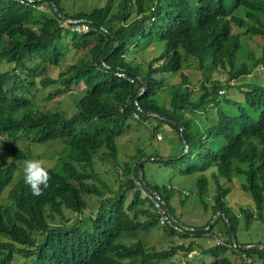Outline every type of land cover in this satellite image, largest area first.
Here are the masks:
<instances>
[{"label": "trees", "instance_id": "trees-1", "mask_svg": "<svg viewBox=\"0 0 264 264\" xmlns=\"http://www.w3.org/2000/svg\"><path fill=\"white\" fill-rule=\"evenodd\" d=\"M32 2L0 0V235L8 239L0 241V264H12L16 257L19 264H199L188 258L194 241L149 252L142 239L120 242L123 235L135 237L160 225L143 192L157 193L176 219L174 197L183 187L169 182L161 188L160 171L147 175L149 164L170 168L173 177H197L194 194L209 212L200 228H208L216 215L222 223L226 241L209 248V262L200 259V264H264L263 249L234 247L231 230L237 237L240 219L226 202L230 188L220 182L244 176L242 188L255 207L241 210L245 226L264 223V81L232 84L264 69V50L261 58L246 54L249 40L264 39V0H107L74 13L63 0ZM234 26L244 34H235ZM151 47L153 60L134 58ZM72 51L76 58L53 78L51 68ZM192 62L199 69L211 64L223 78L191 90L184 69ZM4 64L10 68L3 70ZM178 74L179 83L164 82V75ZM81 85L82 92H76ZM52 87L56 90L48 100L66 91L78 95L69 110L50 111L33 103L39 91ZM233 90L238 96L221 95ZM160 93L168 104L158 99ZM134 122L149 131L146 123L156 122L152 139L162 133L160 141L170 147L151 154L138 149L121 163L118 139ZM49 142H62L64 149L48 168V187L35 196L24 182V161ZM145 158L153 160L144 161L141 177ZM100 160L111 176L97 171ZM213 169L209 207L206 173ZM93 196L100 199L99 209L86 213V198ZM69 212L79 217L73 226ZM163 231L181 239L211 233ZM179 253L183 261L175 260ZM243 254L253 261L244 263Z\"/></svg>", "mask_w": 264, "mask_h": 264}, {"label": "rangeland", "instance_id": "rangeland-1", "mask_svg": "<svg viewBox=\"0 0 264 264\" xmlns=\"http://www.w3.org/2000/svg\"><path fill=\"white\" fill-rule=\"evenodd\" d=\"M107 0H63V4L65 5L68 12L74 13L81 10H91L94 7H101L106 3ZM44 8V7H42ZM79 23V22H77ZM64 26V25H63ZM233 31L235 34L240 33L244 34V30L238 29L236 26L233 27ZM244 37V36H243ZM247 55L252 53L257 57H262V52L264 50V39L262 38H255L253 40H249L247 44ZM76 54L75 51H72V53L68 56V54L65 55V59L60 62V66L52 67L50 74L53 76V78H59V75L61 71H63L66 67V64L74 57ZM159 54V53H158ZM156 52L154 47L149 48L145 52H140L137 56H134V58L138 62L143 61H151L155 57ZM76 58V55H75ZM74 58V59H75ZM10 66L8 64H4L2 66L3 70H8ZM185 75L189 78L190 81V88L191 90H197V87H199L202 83L205 82V80L213 81L216 79H222L223 78V72L216 70L214 67L209 64V67L205 69H199V66L196 62H192L190 66H188L186 69H184ZM264 69H260L256 71L252 76L249 77H241L238 80H235L232 82V84H246V83H260L264 81ZM165 77V83L167 85H172L180 82V75H164ZM84 89V86H78L75 90L76 92H82ZM56 90L55 87L48 88L45 90L39 91L35 98L32 99L33 103L37 104L38 106L50 110H69L73 106V101L78 98V95L74 91H66L57 97H55L52 100H48L47 97L50 95V93L54 92ZM224 94H236L238 96V91L233 90L231 92H225L222 91L221 95ZM158 99H160L163 102H166L168 104V97L164 93H160L158 95ZM150 127V131L152 130L151 127L157 126L156 122H147ZM165 128L168 130V126L163 125L162 129ZM148 129H145L142 125L134 122L132 123V126L128 128V130L125 132L124 136L118 139V146H119V161L121 163H126L130 161V157L136 155V151L138 149L142 150L144 149L146 153L151 154V152L154 149L160 150L163 148V146H166L167 148L170 147L169 142L166 141L161 142L162 139V133L157 134V140H153L151 137V133ZM170 131V130H169ZM64 145L62 142H49L44 145H39L33 153L31 154L33 158L37 159H43L45 161V165L48 168H52L57 163L60 153L63 151ZM163 154H169V152H163ZM147 159V158H145ZM143 159V160H145ZM149 167H147V175L153 176L154 171L159 169L160 172L157 173L158 178L157 182L161 188L166 187L169 182H175L174 184H179V186L183 187L180 189V194L177 195V198L174 197V202L177 210L175 211V217L178 220L179 223L183 224L186 227L193 228L194 231H199L204 228H200L204 226L207 221L209 220V212L205 211L203 206L201 205L200 198L194 194V191H196L197 188V177H188V178H181L179 176L173 177V171L169 168L167 170H162V168H156V165L149 164ZM96 169L100 174L105 175L106 178L111 176V174L106 173L108 171L107 164L104 163V161L100 160L96 164ZM162 171V172H161ZM215 173V170H210L207 172V179L211 192V197H207L206 201L208 202V206L211 207L213 205V195L215 192V181L212 179L213 174ZM221 184L223 183L224 187H229L230 192L226 196V202L228 206L231 208V210L239 217V231L236 237V241L238 240L240 242L239 245L242 244H258L263 243L264 244V223L260 221H252L248 227L245 226V219L244 215L241 213V210L244 209H255L253 200L251 196L245 192L242 188V184L245 182L244 176L241 175H235L231 182H228L224 179H220ZM185 189V190H184ZM182 192V194H181ZM186 194V195H185ZM194 194V195H193ZM189 195V197L186 198V202L184 205L181 204L180 200L184 199L185 196ZM145 196L144 193L142 194V197ZM89 203V209L86 213H96L99 209V200L97 197H87L86 198ZM67 218L70 220L69 226H73L77 222V214L74 213H66ZM212 224L211 229L208 231H211V233H204L202 237H195L191 239H181L179 237H172L169 235V233L163 231L166 227L162 225H158L155 229L151 230L149 233L146 234H140L136 235L135 237L123 235L120 239V242L123 244L131 245L135 242H138L139 240L146 241L147 245H145V250L149 252L152 247H154L157 250H161L164 248H167L173 244H184L188 245L190 242H195L194 250L188 255V258L196 263L200 259L206 260V263L210 260L209 255V248L214 247L216 239H220L221 241H226V232L222 225V223H217V219L215 216L212 218L210 225ZM190 231V230H187ZM205 231V232H208ZM0 241H8L7 238H5L3 235H0ZM200 247L204 250L203 253L200 251ZM232 260H236L235 258H232ZM251 259V258H250ZM175 260H184V255L182 253L177 254V257ZM252 260V259H251ZM140 262V260H138ZM253 261V260H252ZM20 259L14 258L12 264H19ZM126 263L128 264H134L128 260H126Z\"/></svg>", "mask_w": 264, "mask_h": 264}, {"label": "clouds", "instance_id": "clouds-1", "mask_svg": "<svg viewBox=\"0 0 264 264\" xmlns=\"http://www.w3.org/2000/svg\"><path fill=\"white\" fill-rule=\"evenodd\" d=\"M68 22L71 23V21H68ZM87 31H88V27L86 26L85 32H87ZM23 173H24V182L27 186L30 187L32 194L35 196L42 195L43 189L48 187V183L50 180L49 169H48V167H46L45 161L43 159H37V158L25 160L24 165H23ZM143 193L145 195L143 197L148 196L151 199V201L153 199L156 201H160L163 204V207L165 208V210L167 211V214L170 217V219L174 222V224L176 226L181 228V231L183 229L188 230L189 227L182 226L176 219L172 218V216L170 215L171 213L169 212V210L165 206V203L162 201V199L160 198V196L157 193H152V195H148L145 192H143ZM158 216H159V224H160V215L158 214ZM162 226H164V225H162ZM165 227H169V226H165ZM169 228H172V227H169ZM218 242L219 241L217 238L214 245L215 246L222 245L220 243L218 244Z\"/></svg>", "mask_w": 264, "mask_h": 264}, {"label": "bare ground", "instance_id": "bare-ground-1", "mask_svg": "<svg viewBox=\"0 0 264 264\" xmlns=\"http://www.w3.org/2000/svg\"><path fill=\"white\" fill-rule=\"evenodd\" d=\"M28 3H33V2H32V0H28ZM54 6H55V5H54ZM71 22H74L75 24H78L77 21H71ZM81 29L85 31V29H86V25H83V27H81ZM119 76H120V74H119ZM120 77H122V76H120ZM216 216H217V215H216ZM216 216H215V218H216ZM211 227H212V224H211V225L209 224V227H208V228H204V229L199 230V231H207V230L211 229ZM197 231H198V230H197ZM231 235H232V241H233L234 247L237 248V249L240 250V251H247V250H261V249L264 250V245H263V244L239 245V244L237 243V241L234 242V238H235V240H236V237L234 236L232 230H231ZM218 241H219L220 244L223 245V241H221L220 239H218ZM244 247H248L249 249H246V250H241V249H240V248H244ZM250 248H253V249H250ZM242 259H243L244 263H249V262L252 261L250 258H248V257H247L246 255H244V254L242 255Z\"/></svg>", "mask_w": 264, "mask_h": 264}, {"label": "built area", "instance_id": "built-area-1", "mask_svg": "<svg viewBox=\"0 0 264 264\" xmlns=\"http://www.w3.org/2000/svg\"><path fill=\"white\" fill-rule=\"evenodd\" d=\"M120 76L124 77L123 74H120ZM135 118H137L136 115H134ZM154 203V206L157 210V213L160 215V224L164 226L172 227L178 231H181L180 227L175 226L174 222L170 219V217L167 214V211L163 207V204L160 201L152 200ZM219 244V242H218Z\"/></svg>", "mask_w": 264, "mask_h": 264}, {"label": "water", "instance_id": "water-1", "mask_svg": "<svg viewBox=\"0 0 264 264\" xmlns=\"http://www.w3.org/2000/svg\"><path fill=\"white\" fill-rule=\"evenodd\" d=\"M70 21V20H69ZM143 91H145V88L143 89ZM150 115H153L154 116V114H150ZM145 160H153L152 158H147V159H145ZM145 160H142L141 161V163H140V165H139V170H140V176L142 177L143 176V172H142V168H143V164H144V161ZM171 215V214H170ZM172 216V215H171ZM172 218L173 219H175L173 216H172ZM181 224V223H180ZM182 226H184L183 224H181ZM185 227V226H184ZM188 230H190V231H194V229L193 228H188ZM234 242H236V240H235V238H234ZM241 250H246V249H249L248 247H244V248H240ZM250 249H253V248H250Z\"/></svg>", "mask_w": 264, "mask_h": 264}]
</instances>
